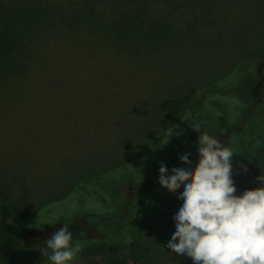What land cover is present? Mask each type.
<instances>
[{"label": "rangeland", "instance_id": "rangeland-1", "mask_svg": "<svg viewBox=\"0 0 264 264\" xmlns=\"http://www.w3.org/2000/svg\"><path fill=\"white\" fill-rule=\"evenodd\" d=\"M134 12L125 45L112 26ZM0 34L21 45L0 58V222L25 230L0 264H50L44 241L77 218L76 264H192L167 248L183 188L158 181L198 162L197 123L235 152L236 194L260 186L264 0H0Z\"/></svg>", "mask_w": 264, "mask_h": 264}, {"label": "clouds", "instance_id": "clouds-1", "mask_svg": "<svg viewBox=\"0 0 264 264\" xmlns=\"http://www.w3.org/2000/svg\"><path fill=\"white\" fill-rule=\"evenodd\" d=\"M179 125L165 132L169 138ZM199 133L198 162L192 166L190 153L179 158L185 167H159V184L182 201L174 215L175 232L167 248L192 264H264V175L256 179L260 186L237 195L232 159L235 152L207 131L192 125ZM42 255L50 264H76L82 249L73 243L67 224L44 241Z\"/></svg>", "mask_w": 264, "mask_h": 264}, {"label": "trees", "instance_id": "trees-1", "mask_svg": "<svg viewBox=\"0 0 264 264\" xmlns=\"http://www.w3.org/2000/svg\"><path fill=\"white\" fill-rule=\"evenodd\" d=\"M139 17V12H134L132 15H124L117 19V22L113 23V30L115 35L118 37L119 41L125 45H129L131 41V34L134 32L144 31L143 27H140L135 19ZM9 32V31H8ZM4 36L0 34V45L2 46L0 49V58L7 56L10 52L16 50L20 46H18L19 36H15L8 40V44L3 43ZM9 57V55H8ZM2 59H0V62ZM263 61H264V53H263ZM8 72L9 73H17L19 69L22 67V62L13 61L8 64ZM5 67V69L7 68ZM3 70L0 69V76H2ZM264 81L260 80L257 84H255L252 88V92L254 97H260L263 93ZM171 107H169L170 109ZM177 112L172 111V108L165 116L164 123H171L173 116H175ZM4 218L0 222V254L9 253L18 249L22 242L25 239V230L19 226V224L15 223L12 219V213L9 208L5 207L3 209ZM69 229L72 233L73 239H83L87 238L90 235V228L84 222H81L79 218L73 221L68 225ZM101 251L100 248L96 249L95 252ZM94 252V253H95Z\"/></svg>", "mask_w": 264, "mask_h": 264}]
</instances>
